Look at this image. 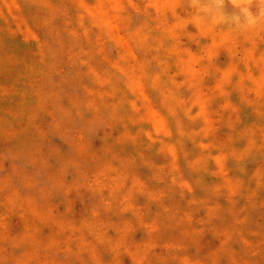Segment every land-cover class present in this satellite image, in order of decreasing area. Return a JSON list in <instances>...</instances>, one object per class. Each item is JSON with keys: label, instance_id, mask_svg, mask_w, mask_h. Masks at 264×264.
Returning <instances> with one entry per match:
<instances>
[{"label": "rangeland", "instance_id": "obj_1", "mask_svg": "<svg viewBox=\"0 0 264 264\" xmlns=\"http://www.w3.org/2000/svg\"><path fill=\"white\" fill-rule=\"evenodd\" d=\"M232 0H0V264H264V16Z\"/></svg>", "mask_w": 264, "mask_h": 264}, {"label": "bare ground", "instance_id": "obj_2", "mask_svg": "<svg viewBox=\"0 0 264 264\" xmlns=\"http://www.w3.org/2000/svg\"><path fill=\"white\" fill-rule=\"evenodd\" d=\"M237 7L233 17H243L250 21L259 20L264 16V4L261 0H236Z\"/></svg>", "mask_w": 264, "mask_h": 264}, {"label": "clouds", "instance_id": "obj_3", "mask_svg": "<svg viewBox=\"0 0 264 264\" xmlns=\"http://www.w3.org/2000/svg\"><path fill=\"white\" fill-rule=\"evenodd\" d=\"M218 2L222 4L223 3V0H218ZM232 2L235 3L236 0H232ZM261 3L264 4V0H261Z\"/></svg>", "mask_w": 264, "mask_h": 264}]
</instances>
